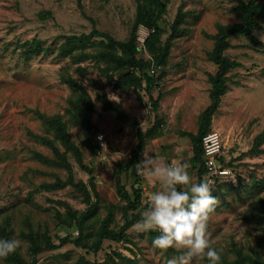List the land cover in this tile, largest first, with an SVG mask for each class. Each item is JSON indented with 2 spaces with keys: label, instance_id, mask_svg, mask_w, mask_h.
<instances>
[{
  "label": "rangeland",
  "instance_id": "374dc122",
  "mask_svg": "<svg viewBox=\"0 0 264 264\" xmlns=\"http://www.w3.org/2000/svg\"><path fill=\"white\" fill-rule=\"evenodd\" d=\"M160 1L165 11L154 50L137 54L156 70L157 87L150 94L145 87L117 85L126 70L98 58L105 38L70 45L69 54L61 55L67 38L94 30L127 42L136 25V0H0V230L4 239L22 242L0 264H167L181 254L156 249L152 241L159 233L134 226L121 241L104 239L97 251L91 248L109 218V230L117 233L125 223L127 202L117 192L115 175L118 164L129 160L138 132L151 130L141 160L145 154L187 162L193 182H201L191 163L192 136L211 104L209 75L218 66L210 56L218 27L239 23L240 11L234 0ZM255 21V40L228 38L224 55L239 65L227 73V89L211 119L231 172L227 184L209 181L219 202L208 222L219 264H264V139H258L264 136V16ZM143 33L147 30L140 26L135 35ZM30 45L37 50L28 54ZM164 54L165 63H158ZM71 79L93 101L89 135L71 118V100L81 92L67 83ZM55 116H62L79 157L46 126ZM136 169L122 175L129 192L142 190L141 205L129 216L147 210L150 194L162 189L161 182ZM79 224L86 247L60 245L67 235L80 237Z\"/></svg>",
  "mask_w": 264,
  "mask_h": 264
},
{
  "label": "trees",
  "instance_id": "16d2710c",
  "mask_svg": "<svg viewBox=\"0 0 264 264\" xmlns=\"http://www.w3.org/2000/svg\"><path fill=\"white\" fill-rule=\"evenodd\" d=\"M237 2L238 10L240 11L241 21L235 24L220 25L218 27V33L215 36V48L211 53V60L218 66V70L215 75H209L210 83L212 85L210 91L211 104L208 106L200 115L199 129L198 133L193 138V157L191 163L193 166H198L199 180L203 181L202 176L205 173V165L203 160V147H202V137L209 132L211 126V119L213 115L218 110L221 97L225 94L227 89V73L239 65L238 62L231 60L224 55V51L228 48V38L239 34L244 35L252 40H255L253 32L258 28V24L255 21L256 17L264 16V0H249L245 2L244 0H234ZM137 2V17L136 25L132 33L131 38L127 42H121L115 40L110 35L106 33L94 30L88 35L71 36L67 38V45L63 47L61 55L66 56L69 54V46L84 42L93 37H101L107 39L108 43L105 44V49H102L98 58L101 61H105L107 64L113 65L114 69L126 70V73L122 75L118 82L119 87H145L148 93H152V90L157 87L154 75L149 73V65L139 59L138 55L143 50H154V44L156 38L159 36L160 27L158 25V19L165 11L160 0H136ZM178 22L174 26V30L178 32ZM142 26L149 31V35L145 39L144 48L141 51L138 45L136 31ZM174 35V34H173ZM117 49L122 51V54L117 53ZM37 50V46L30 45L27 48L28 54H31ZM138 54V55H137ZM88 57L83 55V57ZM166 54H164L158 63H165ZM67 83L71 86H77L81 92L78 94L76 99L71 100V118L74 123L79 124L84 127L86 133L89 135L91 133L92 126V115H93V101L88 93L80 86L79 82L71 79L67 80ZM152 99V104L154 109L158 107V101ZM109 105V102L106 101ZM46 126L51 127L55 131L56 138L65 146L66 151H72L78 157L80 152L78 147L71 141L70 134L67 131L66 124L62 119V116H55L51 119L45 121ZM138 142L131 152L129 160L125 163H119L116 172V189L121 199L127 202L126 212L124 214L125 223L121 227L120 231L117 233L113 230H109L108 223L111 221L109 218L103 229L99 234V239L96 244L91 246L94 251H97L104 239H113L116 241H121L125 238L126 231L134 226L140 220V212L132 216L128 215L129 210H136L141 205V188H134L132 192H129L125 186L122 184V175L134 170L138 162L141 161L142 151L144 149L145 138L151 135V130L143 133L138 132ZM264 136H260L258 139L261 141ZM258 140V141H259ZM259 141V142H260ZM52 144V143H50ZM222 163L224 159L220 160ZM92 172L91 169H88ZM86 216L83 215V219ZM80 237L76 240H72L71 236H65L60 238V245H65L67 243H74L80 247H86L83 243V228L79 224ZM5 232L0 230V239H4ZM6 238V237H5ZM55 246L50 245L48 249H53ZM171 250V249H169ZM39 252V248H33V255L35 256ZM239 260L235 261L238 262Z\"/></svg>",
  "mask_w": 264,
  "mask_h": 264
},
{
  "label": "clouds",
  "instance_id": "9594fccd",
  "mask_svg": "<svg viewBox=\"0 0 264 264\" xmlns=\"http://www.w3.org/2000/svg\"><path fill=\"white\" fill-rule=\"evenodd\" d=\"M189 167L187 162L168 163L143 154L137 174L161 182L162 189L150 194L147 210L140 213L134 228L138 232H158L152 241L156 249L181 253L168 259L167 264H193L205 257L209 264H219L221 253L211 245L208 232V222L219 203L212 195L214 183L193 182ZM21 243L15 238L0 239V261L15 253Z\"/></svg>",
  "mask_w": 264,
  "mask_h": 264
},
{
  "label": "built area",
  "instance_id": "2783aa9c",
  "mask_svg": "<svg viewBox=\"0 0 264 264\" xmlns=\"http://www.w3.org/2000/svg\"><path fill=\"white\" fill-rule=\"evenodd\" d=\"M144 28V27H143ZM147 30V29H146ZM146 33V32H145ZM149 35L147 30V35L141 34L137 38L138 45L140 49L144 48L145 39ZM151 75L156 73L155 68L149 70ZM103 134L97 135V139L102 142ZM202 147H203V160L205 165V173L202 176L203 181H213L218 185L227 184L230 182V170L224 166L220 161L223 157L222 151V138L220 134L215 130H210L202 137Z\"/></svg>",
  "mask_w": 264,
  "mask_h": 264
}]
</instances>
